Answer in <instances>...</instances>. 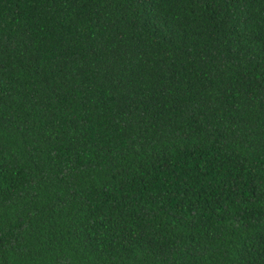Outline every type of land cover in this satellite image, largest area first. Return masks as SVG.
Wrapping results in <instances>:
<instances>
[{
    "label": "trees",
    "instance_id": "trees-1",
    "mask_svg": "<svg viewBox=\"0 0 264 264\" xmlns=\"http://www.w3.org/2000/svg\"><path fill=\"white\" fill-rule=\"evenodd\" d=\"M0 264H264V0H0Z\"/></svg>",
    "mask_w": 264,
    "mask_h": 264
}]
</instances>
